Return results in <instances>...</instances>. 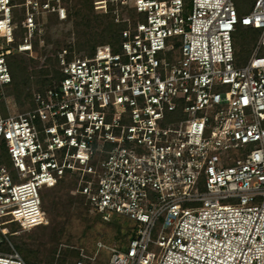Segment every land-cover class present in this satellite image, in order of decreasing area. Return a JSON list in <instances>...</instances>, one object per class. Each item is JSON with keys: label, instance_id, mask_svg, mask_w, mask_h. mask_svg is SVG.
Here are the masks:
<instances>
[{"label": "built area", "instance_id": "obj_1", "mask_svg": "<svg viewBox=\"0 0 264 264\" xmlns=\"http://www.w3.org/2000/svg\"><path fill=\"white\" fill-rule=\"evenodd\" d=\"M70 2L0 0V101L11 56L35 57L43 16L65 20ZM92 9L117 26L119 51L116 40L92 50L69 40L56 53L61 77L0 115L1 235L47 226L43 196L66 183L105 222L127 219L125 250L95 242L107 264H264V0L243 14L233 0ZM237 24L260 31L241 64ZM95 261L81 249L73 264ZM0 264L28 263L11 245Z\"/></svg>", "mask_w": 264, "mask_h": 264}, {"label": "rangeland", "instance_id": "obj_2", "mask_svg": "<svg viewBox=\"0 0 264 264\" xmlns=\"http://www.w3.org/2000/svg\"><path fill=\"white\" fill-rule=\"evenodd\" d=\"M44 0H38L42 3ZM78 0H71L69 7L74 8ZM234 5L238 11V14L248 13L255 0H233ZM189 3V1H187ZM46 17V16H45ZM43 16V20L45 18ZM39 21V19H37ZM69 24L63 23L59 26L54 25L49 29H40L35 31L34 40L37 38H42L43 40H48V45L46 48L38 46L37 52L33 50L34 56H41L42 52L54 53L57 51L58 47L64 46L65 40L68 38L67 28ZM101 25H94L89 32L98 33L100 32ZM16 31L17 38L20 39L24 35L23 30L20 28L14 29ZM259 32V30H257ZM258 32L251 28L242 27L241 25H236V32L233 33V39L235 47L241 52L238 58L241 63H245L248 58V52L251 53L253 45L257 39ZM77 33V34H76ZM71 33L70 41L76 42V40L86 41L88 37L85 36V31L80 30L79 32ZM93 35V34H92ZM92 37L95 38V35ZM20 37V38H19ZM43 42V41H42ZM249 43L247 44L244 43ZM112 43L111 41L103 38L96 40L94 45ZM118 46L113 50L119 51L120 40L116 38ZM252 43V44H251ZM76 45V43H75ZM88 50V48H84ZM244 49V50H243ZM248 50V51H247ZM29 56L26 53H16L12 60L21 61L28 65V70L34 68V65H41V58L35 60V62L29 60ZM240 63V64H241ZM33 80V79H32ZM33 88L36 84L33 83ZM20 100H15L11 95L6 96V101H0V115L6 116L8 113L15 114L22 112L29 108V100L25 97H20ZM63 186L71 189V187L63 183ZM66 191H50L43 196V206L42 208L47 212L48 224L45 227L36 228L28 232L19 231L16 226L12 225L9 227V232L3 237L0 235L2 240L0 243V251L10 250V246H14L18 252L22 255V248L26 247L31 252V262L32 264H41L46 262L49 264H73L76 255L72 253L75 251L77 255L84 250V253L94 257L95 262L93 264H107L109 259V252L102 249L97 255H95V242L97 240H102L106 244H111L113 239L118 240L121 243L120 248L122 250L126 249V244L128 242L127 237H122L125 225H127V219L118 215L116 217V223L105 222L100 213L94 212L91 209L89 200L85 196L75 194L71 197ZM159 225L154 230V235L157 233ZM15 232H11V230ZM23 257V256H22ZM27 260L28 258H24ZM63 259V263L60 261Z\"/></svg>", "mask_w": 264, "mask_h": 264}, {"label": "trees", "instance_id": "obj_3", "mask_svg": "<svg viewBox=\"0 0 264 264\" xmlns=\"http://www.w3.org/2000/svg\"><path fill=\"white\" fill-rule=\"evenodd\" d=\"M69 24V27L67 28L68 31V38L64 42V46L68 48H72L71 45L68 43L70 40L71 33L79 32L80 30L85 31V36L88 37V39L84 41L76 40V47L77 48H88L89 50H92L94 48V42L96 40L100 39H107L109 42L116 40L118 36V28L113 23L111 18L107 15H95L93 14L92 9V0H78L77 4L74 6V8H70L68 12V16L65 20L61 21L57 18L55 14L47 15L44 18V29H49L54 25L59 26L60 24ZM94 25H101L100 32L98 33H89ZM244 27V26H242ZM249 28V27H246ZM256 32H258V29H254ZM236 32V31H235ZM260 32V31H259ZM258 32V34H259ZM77 34V33H76ZM95 35V38L91 37V35ZM92 35V36H93ZM43 41V42H42ZM235 41V40H234ZM33 49L35 51L37 50L38 46L45 47V45H48V40H43L42 38H37L32 41ZM244 44H247L246 42ZM252 44V43H251ZM249 43L246 45L248 46ZM61 48V46L58 47L57 51ZM236 48V47H235ZM244 50V49H243ZM48 53L41 51V56H35L32 57L28 54V52H18V53H26L30 57L29 60L35 62V60H39L41 58V65H34V68L31 70H28V65L24 64L21 61H14L11 56V59L8 61L9 70L12 75V89L9 91L8 96L11 95L15 98V100H20V97H25V99L29 100V108L33 106V102L31 100L32 98V92L35 90H43L45 87L52 84V81L54 79H59L61 77V73L59 72L57 68V57L56 53ZM248 51V50H247ZM37 52V51H36ZM17 53V54H18ZM40 53L39 51L37 52ZM241 52L236 48V54H240ZM250 55V52H248ZM248 55V57H249ZM239 55H236L237 62L241 63L239 58ZM33 79V80H32ZM33 83L36 84V87L33 88ZM3 102V101H2ZM1 103V102H0ZM2 158L7 159V154L5 152V148L3 145H0V161ZM59 191H66L70 194L69 196L73 198V193L71 192V189H68L67 187L61 185L58 188ZM1 235V233H0ZM2 236V235H1ZM0 239V243H1ZM22 249V256L23 258H28L25 260L28 264H32L31 262V252L26 247H21ZM20 252V251H19ZM74 255H76V258L79 256L75 251H72ZM63 259L60 261V263H63Z\"/></svg>", "mask_w": 264, "mask_h": 264}]
</instances>
